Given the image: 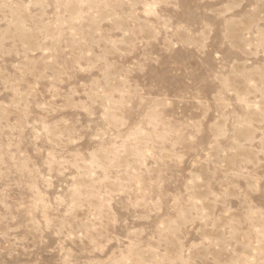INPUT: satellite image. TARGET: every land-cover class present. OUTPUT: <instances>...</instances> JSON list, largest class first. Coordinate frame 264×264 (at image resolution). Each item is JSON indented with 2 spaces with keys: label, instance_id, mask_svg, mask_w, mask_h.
Listing matches in <instances>:
<instances>
[{
  "label": "rangeland",
  "instance_id": "rangeland-1",
  "mask_svg": "<svg viewBox=\"0 0 264 264\" xmlns=\"http://www.w3.org/2000/svg\"><path fill=\"white\" fill-rule=\"evenodd\" d=\"M0 264H264V0H0Z\"/></svg>",
  "mask_w": 264,
  "mask_h": 264
}]
</instances>
